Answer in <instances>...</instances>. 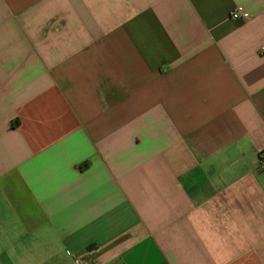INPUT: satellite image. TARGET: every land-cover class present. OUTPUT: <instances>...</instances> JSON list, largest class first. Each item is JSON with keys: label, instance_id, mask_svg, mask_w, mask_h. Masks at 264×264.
I'll list each match as a JSON object with an SVG mask.
<instances>
[{"label": "crops", "instance_id": "obj_1", "mask_svg": "<svg viewBox=\"0 0 264 264\" xmlns=\"http://www.w3.org/2000/svg\"><path fill=\"white\" fill-rule=\"evenodd\" d=\"M262 151L264 0H0V264H264Z\"/></svg>", "mask_w": 264, "mask_h": 264}, {"label": "built area", "instance_id": "obj_2", "mask_svg": "<svg viewBox=\"0 0 264 264\" xmlns=\"http://www.w3.org/2000/svg\"><path fill=\"white\" fill-rule=\"evenodd\" d=\"M231 16L235 19H248L249 13L244 9L243 6H238L231 12ZM259 168L264 169V151L259 155Z\"/></svg>", "mask_w": 264, "mask_h": 264}]
</instances>
